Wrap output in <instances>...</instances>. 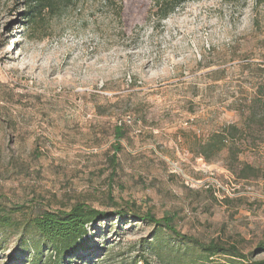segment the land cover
I'll use <instances>...</instances> for the list:
<instances>
[{
    "label": "rangeland",
    "instance_id": "rangeland-1",
    "mask_svg": "<svg viewBox=\"0 0 264 264\" xmlns=\"http://www.w3.org/2000/svg\"><path fill=\"white\" fill-rule=\"evenodd\" d=\"M123 1L121 22L109 1L59 0L30 25L25 0H0V205L21 229L82 202L110 212L89 230L97 264L200 253L132 216L131 203L264 259V3L189 0L158 23L150 0ZM117 124L126 132L114 166ZM228 124L241 128L239 160L258 167L247 178L227 149L208 161L199 153ZM10 256L0 251V264Z\"/></svg>",
    "mask_w": 264,
    "mask_h": 264
},
{
    "label": "trees",
    "instance_id": "trees-1",
    "mask_svg": "<svg viewBox=\"0 0 264 264\" xmlns=\"http://www.w3.org/2000/svg\"><path fill=\"white\" fill-rule=\"evenodd\" d=\"M66 1L70 3L75 2V0H62L63 3ZM104 1H109L112 4L115 15L121 22L124 1ZM188 1L150 0L148 4V19L154 18L160 23L169 14ZM25 2L29 9L25 13L24 18L28 20L30 25L38 21V16L41 15L45 8L58 9L60 7L59 0H25ZM255 3L263 4L264 0H255ZM125 132L126 128L124 125L117 124L114 126V152L109 158L114 166L118 164L117 153L121 148L120 139L125 135ZM240 132L241 128L237 124L224 125L210 132L200 142L199 153L208 161L218 156L224 149H227L229 151V158L233 161V166L237 163L241 165L239 177L247 178L249 176L248 172H255L258 167L239 160L238 152L240 149L236 141L238 140V133ZM108 198L114 207L119 208L117 214L128 216V212L124 211V207L119 205V202L111 192L108 193ZM131 204L133 207H129L128 210L133 212L132 216H138L156 225H162L179 239H185L192 246L199 249L200 253L191 257L189 261L184 262L180 257H175L179 259L173 260V264H179L182 261L183 263L181 264H222L220 259H214L216 255L228 258L225 260L229 264H264V259L253 260L251 256L244 253L235 244L227 245L217 239L201 241L195 236L183 234L175 226V215H164L159 218L151 211L142 210L139 205ZM109 214L110 212L108 211H101L87 202H82L67 210H46L30 220L27 224H24L25 227L21 229L23 224L13 219L8 208L0 205V251L10 252V255L12 254L4 264H97L93 258H97L99 255L96 254L95 257L93 256L94 250L89 247L90 241L88 234L91 229L97 232L93 225L106 218ZM11 234L17 236L16 247H9L7 245ZM261 245L264 248V244ZM146 246L155 255H160L162 247L158 249L160 245H156L155 241H149ZM81 249H88L89 253L82 255L79 253ZM95 249H97L98 253L103 251V248L100 246ZM184 254L187 255L188 251L186 250ZM139 261H142L143 264H149V260L143 256L139 259L134 258L133 264H137Z\"/></svg>",
    "mask_w": 264,
    "mask_h": 264
}]
</instances>
